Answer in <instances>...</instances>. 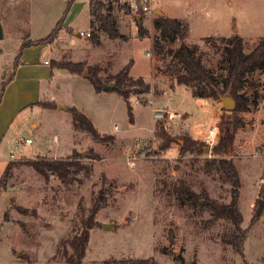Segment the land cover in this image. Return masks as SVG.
Returning a JSON list of instances; mask_svg holds the SVG:
<instances>
[{
    "label": "rangeland",
    "instance_id": "374dc122",
    "mask_svg": "<svg viewBox=\"0 0 264 264\" xmlns=\"http://www.w3.org/2000/svg\"><path fill=\"white\" fill-rule=\"evenodd\" d=\"M91 1L0 0L4 34L0 39V74L6 76L4 81L9 79L22 46L49 36L60 20L64 19V26L71 22L79 32H85L90 27L87 3ZM148 4L153 13L141 21L143 35L136 20L124 21L122 14L115 12L118 39L99 29L96 31L105 39L95 44L91 42L92 32L90 38L66 36L63 29L60 38L58 35L50 43L64 57L56 55L51 60L55 75L52 94L40 106L57 110L58 105L67 104L70 109L77 108L104 138L94 140L88 133L76 131L71 110L59 113L60 118L58 113L35 108L20 118L19 122L27 120L26 131L20 132L18 122L14 126L18 141L16 148L8 151V158L13 152L14 165L0 179V264H70L71 254L65 253L61 243L81 230V214H88L101 195L105 203L95 217L97 225L91 230L83 264L149 258L156 264H181V257L187 264H264V210L258 216L254 213L264 183V73L248 78L250 104L239 115L243 125L233 135L227 155L235 161L242 181L239 206L243 228L248 229L244 262L222 242L223 234L232 230L231 223L224 219L211 223L207 210L192 206L187 196L176 190L183 183L196 193L205 191L221 203L230 202V186L220 174H206L203 165L212 158L222 136V120L232 121L233 111L226 110L219 99L194 97L192 90L177 85L175 72L181 65L173 53L182 41L160 40L154 26L155 19L166 16L165 12L183 19L187 26L185 43L199 48L205 67L221 82L227 75L222 38L237 34L244 41L245 51L250 52L264 37V0H148ZM209 37L215 40L207 41ZM157 41L160 46L155 45ZM94 46L101 47L95 51L105 55L102 61L90 59V65L82 57L71 58L70 48L88 55ZM48 57L50 50L42 60ZM62 61L83 63L84 71L95 69L103 80L132 67L129 78L143 77L151 86L149 93L140 86H125L134 123L120 92L97 93L91 74L85 78L59 69ZM52 96L59 103L51 102ZM154 109L178 112L175 120L163 121L172 137L190 135L210 153L180 158L178 143L164 152L156 133L161 121L154 119ZM31 122L37 123V130ZM211 127L218 131L214 146L205 142ZM27 139L32 144H27ZM74 153L81 154V163L93 170L77 174L79 182L68 188L56 176L46 181L24 164L32 158L65 159ZM94 156L99 159L93 160ZM20 208L27 209L28 214L20 213Z\"/></svg>",
    "mask_w": 264,
    "mask_h": 264
},
{
    "label": "trees",
    "instance_id": "16d2710c",
    "mask_svg": "<svg viewBox=\"0 0 264 264\" xmlns=\"http://www.w3.org/2000/svg\"><path fill=\"white\" fill-rule=\"evenodd\" d=\"M74 0H72L73 2ZM117 9L121 7L116 4ZM92 15L100 21V29L105 32L111 39L120 37L116 26L112 2H102L93 0L90 2ZM139 33L144 34V29L139 25ZM154 26L159 31L160 40L174 42L180 39L181 45L174 51V57L179 61L181 69L176 70V83L186 89L192 90L193 96L198 98H212L218 100V94H230L236 102V108L232 112L234 116L232 121L222 120L221 132L222 136L218 144L213 148L212 158L207 159L203 165L206 174H220L223 181L230 186V202L221 203L212 199L207 192H194L189 186L180 183L177 187V192L185 194L194 207H202L211 214V223L220 219L228 220L232 225V230L222 236V242L233 248L236 254H239L244 262V243L248 235V229L243 228V215L240 210L239 200L242 181L239 169L232 158L227 157L230 150V143L233 135L242 127L243 121L239 115L243 114L249 104L250 98L246 92L248 78L256 72L264 73V37L260 39L250 52L245 51L244 41L237 34L230 37L222 38L224 42V50L227 56V75L220 82L217 77L211 73L204 65L199 48L197 46H189L185 43L187 36L186 24L176 18L157 17ZM64 19L60 20L52 33L44 39L35 40L27 45L22 46V50L29 46H40L50 44L55 41L59 33L64 29ZM215 38L209 37L207 41H213ZM91 42L99 43L97 37H93ZM160 46V41L155 42V45ZM22 52V51H21ZM20 52V55H21ZM20 55L15 60V68L20 63ZM59 69L67 70L71 74H83L85 65L83 63H72L62 61L57 66ZM132 67L125 68L117 75L110 79H101L95 69H88L91 74V81L97 93L103 92V85L110 84L111 80L119 87L118 92L123 96L128 105V113L131 123H134L133 108L129 103V91L125 89L126 84L129 87L140 86L144 93L151 91L150 84L146 83L144 78L140 77L137 80L129 78V72ZM13 74L3 83L0 102L9 82H11ZM49 109V108H48ZM73 117V127L76 131L88 133L94 140H100L104 137L97 131L92 120L77 108L70 109ZM157 136L161 139V148L164 152L168 151L172 144L180 145L179 156L183 158L187 154H201L205 152L204 145L199 141L184 135L181 139L172 137L170 132L165 128L163 121L156 126ZM112 138V137H111ZM264 154V147L262 149ZM81 154L74 153L68 158H45L38 157L25 161V165L32 168L38 175L49 181L52 176H56L59 182L66 188L71 187L74 183L79 182L77 174L91 173V166L81 163ZM93 160H98V156L92 157ZM14 165L11 162L5 171ZM264 181V172H263ZM202 202H204L202 204ZM105 203L104 197L101 195L91 206L88 214L83 212L80 217L81 230H78L70 239L62 241V247L65 253L71 254L69 258L70 264H83L90 242L91 230L97 225L95 217L103 208ZM264 210V183L260 189L259 196L255 202L254 213L258 216ZM22 214H28V210L24 208L18 209ZM171 243L174 242L173 234H170ZM70 250V252H69ZM181 264H187L183 257L180 259ZM104 264H156L153 258L149 259H124V260H107Z\"/></svg>",
    "mask_w": 264,
    "mask_h": 264
},
{
    "label": "crops",
    "instance_id": "0c3cea01",
    "mask_svg": "<svg viewBox=\"0 0 264 264\" xmlns=\"http://www.w3.org/2000/svg\"><path fill=\"white\" fill-rule=\"evenodd\" d=\"M87 7L89 11L90 27L85 32L84 31L79 32L77 29L73 27L74 24L68 22L67 24H65L64 26L65 28L62 31V33H65L66 36L68 34L80 36V33L82 32L84 33L92 32L94 37H97L98 42L101 39L102 41H104L105 39L104 35L98 34L99 31H96L100 29V21H98L92 15L90 3H87ZM114 7L115 8L113 10V16L117 28H119L117 17L114 15L115 12L119 13L118 11L119 9H117V6L115 4ZM165 15L166 17L174 18L169 12H165ZM120 19H123L124 21H128V20L131 21V19L133 18L122 14L120 15ZM176 19H179L184 22L183 19L180 18H176ZM60 35L58 39L60 38ZM94 47H95L94 50H92L88 55L81 54V51L76 47L70 48L69 50L71 51L72 54L71 58H74V56L82 57L84 59H87L90 65H91V61L93 60L102 61L103 59L101 57L105 55H102L101 53H97L95 51L96 48L99 49L101 47L98 46H94ZM48 50H50L51 58L48 57L43 61L42 55L48 52ZM56 55L57 56L61 55V57H64L58 47L52 48L50 44H45L40 46H29L22 50L20 55V63L17 66V68H15V65L13 67V71L11 72V75L13 74L11 78L12 80L11 82L8 83L6 90L2 96V100L0 102V179L4 176L5 171L8 168V165L11 162H13L12 161L13 152H10V158H8V153H9L8 151L11 148H16L15 143L18 141V136H17L18 133L15 134V132L13 131L14 126L18 122V126L19 128H21L20 132H23V130L26 131L27 120L22 119V121L19 122L20 118L24 116L25 113L30 112L35 108L45 109L41 107L39 103L48 100V95L51 93L53 89L52 82L55 79L54 78L55 75H54V68L51 65V60H54ZM106 57H107V53H106ZM46 61H49L50 63L45 64ZM104 74H107V72L104 71ZM3 78L6 79V76L0 74L1 83L6 82L4 81L5 79ZM49 100L51 102H57V99L54 98V96H52ZM63 105H65V107L69 106L67 104H63ZM45 110L47 112L58 113L57 116L60 118L61 115H59V113L64 112V110L62 109L60 110L58 108L57 110H53V109H45ZM30 126L35 130H37V123L31 122ZM56 140L59 142L58 137H56ZM30 144H32V142ZM57 157L58 156H55L53 158L57 159Z\"/></svg>",
    "mask_w": 264,
    "mask_h": 264
},
{
    "label": "built area",
    "instance_id": "2783aa9c",
    "mask_svg": "<svg viewBox=\"0 0 264 264\" xmlns=\"http://www.w3.org/2000/svg\"><path fill=\"white\" fill-rule=\"evenodd\" d=\"M107 2H112L113 4H118L121 8L119 9V12L123 15H127L132 17L134 20H136V17L140 16L141 19L144 18L146 15H151L153 13L152 7L148 4V0H110ZM142 21V20H141ZM80 36H86L90 38L92 36L91 32H82L80 33ZM49 61H46L45 64H49ZM153 116L155 120L158 121H173L176 118H178L180 115L178 112L172 111V110H160V109H154L153 110ZM217 128L211 127L207 131V139L205 142L209 144L210 146H214L215 144V135H216ZM218 137V136H217ZM27 144L31 143V140L26 141ZM134 166V164H133Z\"/></svg>",
    "mask_w": 264,
    "mask_h": 264
},
{
    "label": "water",
    "instance_id": "95a60500",
    "mask_svg": "<svg viewBox=\"0 0 264 264\" xmlns=\"http://www.w3.org/2000/svg\"><path fill=\"white\" fill-rule=\"evenodd\" d=\"M141 17L138 16L136 17V21L139 25H141ZM4 36L3 34V29H2V25L0 23V39H2ZM83 76L85 78H89L90 77V73L88 70H85L84 73H83ZM119 90V87L116 85V84H104L103 85V91L105 92H109V91H118ZM218 98L219 100L221 101V103L223 104V107L226 109V110H229V111H234L235 108H236V102L235 100L231 97L230 94H226V95H221V94H218ZM58 109H62L64 111H69L70 109L68 107H65V106H61L59 105L58 106ZM206 153H210V149L207 148L205 150Z\"/></svg>",
    "mask_w": 264,
    "mask_h": 264
}]
</instances>
